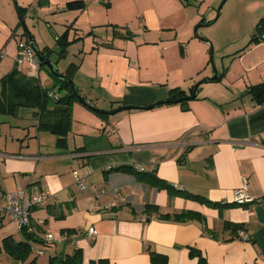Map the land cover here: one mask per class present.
Here are the masks:
<instances>
[{
    "label": "crops",
    "instance_id": "crops-1",
    "mask_svg": "<svg viewBox=\"0 0 264 264\" xmlns=\"http://www.w3.org/2000/svg\"><path fill=\"white\" fill-rule=\"evenodd\" d=\"M196 1L49 0L42 7L39 0H18L36 47L53 51L49 59L58 72L91 105L73 104L71 132L61 146L39 129L33 110L0 114V191L24 192L26 200L44 190L52 195L31 214L36 236L30 243L46 254L31 250L27 262L60 264L75 247L43 238L74 232L76 264H152V252L167 264H199L191 249L207 264H264V104L248 94L264 82V41L234 56L229 67L210 70L209 41L197 35L205 44L199 43L193 34L197 23L207 24L192 15ZM255 4L264 7L262 0ZM15 7L0 0L10 36L21 32ZM41 20L54 24L56 44H46L39 23L33 25ZM215 71L224 78L202 83L196 98L160 105L174 89L191 97ZM41 72L42 86L57 93L58 81L48 71L51 78L42 79ZM134 106L154 107L109 114ZM152 164L155 171L142 175L117 170ZM74 171L104 193L80 190ZM242 188L254 203L234 204V191ZM182 212L195 216L177 219ZM92 229L94 238L87 236ZM8 238L23 241L17 222L0 216V264H27L6 252Z\"/></svg>",
    "mask_w": 264,
    "mask_h": 264
},
{
    "label": "trees",
    "instance_id": "trees-1",
    "mask_svg": "<svg viewBox=\"0 0 264 264\" xmlns=\"http://www.w3.org/2000/svg\"><path fill=\"white\" fill-rule=\"evenodd\" d=\"M68 7H80V4L70 3ZM20 11L23 14L21 7ZM260 41H264V17L260 19L256 26L254 39L251 41V45L257 44ZM66 45L67 44H62L63 50L65 49ZM41 53L43 54V56L49 59L53 51L51 49L45 48L41 51ZM41 67L45 66L41 65ZM47 71L49 72V70ZM49 74L52 75L50 72ZM52 76L58 81L60 86L57 90V94L59 95L58 100H53L48 96V92L53 90L45 89L39 79L30 77L27 73L22 72L19 69V66H16L10 73L5 75L0 80V114L16 116L21 109L33 110L34 115L38 117L39 129L48 131L56 135L58 137V145L61 146L63 143H65L69 133L71 132L73 123V104L76 102L82 103L89 108H91V105L88 104L84 98H82L81 96L78 97L76 95L70 81L60 80L54 75ZM223 76L224 75H220L218 78L211 80V82H217ZM68 78L72 80L71 77L68 76ZM206 82L208 81L206 80ZM248 94L253 96V98L259 105H263L264 82L249 87ZM187 100L189 99H186L184 91H181L180 89H174L170 92V98L160 105L173 102L185 103V101ZM50 102L54 103L53 109H50L48 106ZM97 114H99L103 118L107 117V114L101 111H98ZM117 170L135 172L140 175L150 173H139L133 167H122L118 168ZM195 198L199 199L198 197ZM147 209L151 210L152 208L147 207ZM193 216H195V214L191 212H182L176 218L179 219ZM164 217L169 216L165 215ZM22 235L23 241L16 242L15 240L8 238L4 242V247L6 252H8L9 255L14 259L27 262L32 255L30 241L35 240L36 234L32 235L29 234L26 230H23ZM191 255H199V264H207L206 260L201 257L200 252H198L196 249H191ZM80 258V252L76 250L72 256L62 258L60 264H76L80 261ZM167 261L168 258L166 256L154 252L151 253L152 264H167ZM27 264H37V258L35 257L30 262H27ZM51 264H53V262H51ZM91 264H109V262L106 260H100L97 262H92Z\"/></svg>",
    "mask_w": 264,
    "mask_h": 264
},
{
    "label": "rangeland",
    "instance_id": "rangeland-1",
    "mask_svg": "<svg viewBox=\"0 0 264 264\" xmlns=\"http://www.w3.org/2000/svg\"><path fill=\"white\" fill-rule=\"evenodd\" d=\"M262 1L264 2V0ZM191 4V10L193 11L192 15H200V20L205 19L203 23H209L215 20L218 17V14H220L218 20L214 24L200 27L199 25L202 23H197L193 31V34L197 37L199 43L205 44L202 41L200 42L198 36L205 39L207 38V41H209L207 47L210 50V54H212V61H209L208 65L210 70L214 69V65H216V67H218V65L229 67V63L233 64V60L231 59L234 56H237L243 50L250 48L251 41L254 39L256 26L260 19L264 17V7H258L255 4V0H198L196 1V4L192 2ZM221 6L222 10L219 12ZM34 16L36 15H32L31 17ZM24 21L27 30L31 34L25 18ZM38 23L39 27L41 26V32H44L45 43L49 45L56 44V37L53 32H50L49 30L54 24L48 23L47 20H41L40 22L35 21L33 25L37 26ZM20 28L21 32L18 34L15 33V35L12 33L10 36L9 33L4 30L2 19H0V79L15 68V66L13 67L12 59L18 53V44L21 41L27 40L26 35L28 36V34L23 29L21 23ZM35 33L38 37V31L35 30ZM211 51L213 53H211ZM210 54L209 58L211 57ZM229 54L231 56L225 57ZM55 56H57V53L54 57ZM224 59L229 61L223 63ZM41 71L42 79L46 77L51 78L45 67H41ZM44 261L45 259L41 258L39 263H44Z\"/></svg>",
    "mask_w": 264,
    "mask_h": 264
},
{
    "label": "built area",
    "instance_id": "built-area-1",
    "mask_svg": "<svg viewBox=\"0 0 264 264\" xmlns=\"http://www.w3.org/2000/svg\"><path fill=\"white\" fill-rule=\"evenodd\" d=\"M97 2H104L106 0H96ZM35 42L27 40L26 42H21L18 45V53L15 57L16 65L19 67H26L28 69V75L37 79H40V71H41V62L37 57L35 50ZM48 96L55 100L59 99V95L56 92L50 91L48 92ZM136 171L139 173L145 172H153L156 167L152 164L149 167H145L142 165H137L135 167ZM75 181L82 191L90 190L96 196H100L104 191H100L95 187H90L88 185V178L80 175L77 171H74ZM24 192H13V193H5L0 191V216L8 217L12 221L18 223L20 232L22 234L23 230H26L29 234L35 235L36 231L31 222V214L32 210L39 207H47L50 203L51 193L49 191H42L31 196L28 200L24 197ZM264 201L260 199L259 201ZM233 202L237 205H244L254 203L255 199L248 193L246 188L237 189L234 191ZM41 224L44 225L42 221ZM97 235V231L92 229L88 231L87 236L94 238ZM77 234L75 233H65L60 237H55L52 234H47L43 238V241L47 245H52L56 243H69L75 247L77 250L76 242H77ZM238 237H242L245 240H248L249 237L244 234L242 231L238 232ZM31 250L35 253L37 257L45 255V251L42 249H38L31 245Z\"/></svg>",
    "mask_w": 264,
    "mask_h": 264
},
{
    "label": "water",
    "instance_id": "water-1",
    "mask_svg": "<svg viewBox=\"0 0 264 264\" xmlns=\"http://www.w3.org/2000/svg\"><path fill=\"white\" fill-rule=\"evenodd\" d=\"M13 1H14V3H15V6H16V9H17V13H18V15H19V17H20L21 25L23 26V29H24L25 32L28 34V38H29V40L32 41V42H34V38H33L32 35L29 33V31L27 30V27H26V25H25V21H24V18H25V17H24V15H23V14L21 13V11H20V6H19V3H18V0H13ZM39 5L42 6V7H45V6L49 5V0H39ZM222 6H223V4H222ZM222 6L219 8V12L222 10ZM33 12H35V10H34ZM219 15H220V14H218V17H217L215 20H213V21H211V22L205 24L204 26H209V25L214 24V23L218 20ZM199 26H202V25H199ZM35 50H36L37 57L39 58L41 64H42L43 66H45V67L49 70V72H50L52 75H54L55 77H57L58 79H60V80H66V81H70L71 84H72L73 90L75 91L76 95H77L78 97H80V94H79V92H78V90H77V86H76V84H75L72 80H70L66 75H63V74H61V73L58 72V70H57V66H56V63H55L54 61L50 60V59H47L45 56H43V54L41 53V51H40L36 46H35ZM219 76H220V75L218 74V72L215 71V75L213 76V78H209V79H207V81L214 80V79L218 78ZM204 82H206V81H201V82H199V83L194 87V93H193V95H192L191 97L187 98V99H194V98H196V97H197V94H198V88H199L200 85H201L202 83H204ZM162 103H164V102H162ZM154 106H156V105H154ZM154 106L121 107V108H118V109L114 110L113 112H111V113H109V114H116V113H119V112H122V111H125V110H130V109H151V108H153Z\"/></svg>",
    "mask_w": 264,
    "mask_h": 264
}]
</instances>
